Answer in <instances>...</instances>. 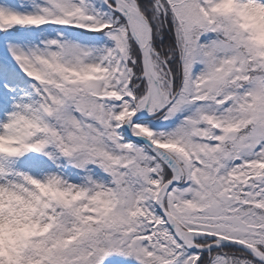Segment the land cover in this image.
<instances>
[{
    "label": "snow or ice",
    "instance_id": "6c2138e0",
    "mask_svg": "<svg viewBox=\"0 0 264 264\" xmlns=\"http://www.w3.org/2000/svg\"><path fill=\"white\" fill-rule=\"evenodd\" d=\"M0 264H264V0H0Z\"/></svg>",
    "mask_w": 264,
    "mask_h": 264
}]
</instances>
